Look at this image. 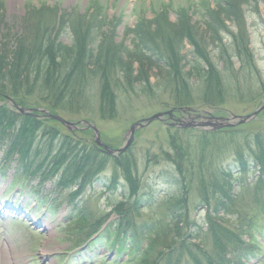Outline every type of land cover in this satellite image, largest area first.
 <instances>
[{"label":"trees","instance_id":"16d2710c","mask_svg":"<svg viewBox=\"0 0 264 264\" xmlns=\"http://www.w3.org/2000/svg\"><path fill=\"white\" fill-rule=\"evenodd\" d=\"M214 2L217 7L213 8L210 0H202L205 11L198 14L207 27V35L199 32L190 19L189 9L183 8L176 23L170 22L165 11L153 20L140 17L136 26L127 32L132 35L130 44L116 41L119 23L110 19L100 2L91 3L85 13L76 8L63 11L57 4L30 6L18 27L7 22L6 7L0 2V152L7 163H13L20 184L34 179L44 184L55 179L62 190L75 188L69 195L73 210L78 208L80 202L75 204L78 198L113 165L129 185L127 200H135L133 206L126 208L124 199L113 211L120 217L118 228H131L127 232L133 238L129 249L137 255L136 264H157L163 257L169 258L168 264H172L177 250L188 253L194 264H205L200 255L194 254L191 242L192 231L198 241H202L204 233L192 229L197 222H191L188 215L186 224L179 217L174 219L166 214L138 220L135 212L141 203L139 162L132 148L117 157L110 156L94 143L93 132L88 128L68 132L61 123L40 112L19 113L8 100L13 99L21 107L45 108L59 115L95 113L98 106L97 112L103 121L118 117L120 93L125 97L130 92L154 97L161 90L177 109L194 108L197 102L219 108L226 103L228 92L222 71L211 56L212 48L219 49L224 70L237 78L236 83H251V76L244 77L254 75L257 67L247 38L248 30L239 22L241 8L249 0ZM225 19L239 22V32L230 33ZM66 30L72 34L71 45L61 41V34ZM221 32L232 35L231 44L224 42ZM186 42L192 47L189 69L185 63L188 58L183 54ZM155 71L157 83L153 84ZM195 90L200 94L197 97H194ZM254 95L249 93L248 99H254ZM245 98L241 95L240 100ZM67 107H76L77 111ZM244 127L216 133L200 131L198 140L205 138L206 144L210 138L234 141L243 136ZM189 132L199 131L184 133ZM181 136L180 131L168 130L170 149L162 147L159 154L149 156V161L156 159V164L161 161L171 164L176 172L166 173L164 177L183 185L187 196L193 183H198L200 205L206 209L207 233L216 254L207 253L200 246L206 264H246L244 260L253 257L256 251L253 247L256 233L264 231V214H261L264 211V131L257 132L253 138L244 137L246 150L233 148L218 159L205 157L208 150L191 152L190 143ZM253 168L258 169V175L249 184L243 175L251 173ZM118 180L114 176L109 188H117ZM188 201L189 197H185L180 202L186 213ZM72 223L77 224V240L83 245L98 234L99 239L110 232L103 228L106 217H90L82 211ZM120 229L116 231L115 241L127 239L126 232ZM134 232L138 238L144 236L145 249H141L142 239L139 243L134 240ZM245 237L252 238L251 242L246 243ZM122 247L125 249V245ZM157 249L160 251L155 253Z\"/></svg>","mask_w":264,"mask_h":264},{"label":"rangeland","instance_id":"374dc122","mask_svg":"<svg viewBox=\"0 0 264 264\" xmlns=\"http://www.w3.org/2000/svg\"><path fill=\"white\" fill-rule=\"evenodd\" d=\"M210 1L212 7H217L214 0ZM0 2H3L6 7L7 22L16 27L19 26L30 6L40 7L46 4H57L63 11L76 8L80 13H84L91 3L100 2L104 5L111 20H116L119 23L116 41L126 44H130L132 38V35L127 34L128 30L134 28L140 17L153 20L158 13L165 11L168 13L170 22L176 23L179 21L178 13L185 8L189 9L190 19H193L192 23L197 25L199 32L207 35V27L203 20L196 16L205 11V8H202V0H0ZM241 9L242 15L239 22L240 26H244L248 30L247 38L255 55L256 73L245 75L244 78L251 76V83L238 81L237 84V78H234L230 71L224 70L219 49L212 48L211 56L222 71L223 82L228 92L227 100L219 108L202 106L197 102L198 105L193 108L194 115L207 111H215V115L226 117L253 114V111L264 102V0H249V3H244ZM221 18H224L223 14ZM225 20L230 33L239 32L240 29L237 25L239 22ZM221 33L224 42L231 44L232 35ZM71 35L70 31L66 30L61 34V41L65 45H71L73 42ZM191 48L190 44L186 42L183 54L188 58L185 62L188 69L192 66L190 61L193 60L189 54ZM151 81L153 84L157 83L156 71L152 74ZM191 81L194 80L191 79ZM239 86L240 89H238ZM160 92L161 90L156 92L157 97L150 94V97L138 95L139 93L136 92H130L125 97L120 93L122 97L119 102L118 117L114 120H101L97 112L98 106L94 109L96 110L95 113L74 115L70 112H64L61 116L72 122L86 121L94 124L100 131L104 143L112 146V148L114 146L123 147L127 142V132L134 123L173 109L171 98ZM249 93L255 94V98L249 97L248 99ZM199 95V91L195 90L194 97ZM241 95L247 98L241 101ZM67 109L77 111L76 107H67ZM167 121L168 116L165 117L164 121H155L139 129L131 146L139 162L137 177L140 180L139 198H141V203L135 212L136 217L139 221H146L154 215L166 214L174 217V219L179 217L186 224V216L188 215L191 222H197V225L193 226L192 229L204 233L203 236L205 237L202 241H198L194 237L195 232L192 231L194 235L191 242L194 244L192 245L194 254L200 255L206 264L200 248L202 247V250L204 248L207 253L215 256L216 254L214 253L213 240L207 233L204 220L206 209L203 210L200 205L198 183H193L190 187V194L187 196L186 190H184L186 188L183 185L172 183V180H167L164 177L166 173L171 175L176 172L175 168L164 161L158 164H156V159L149 161V156L153 158L159 154L162 147L170 149L167 142L169 129L171 133L180 131L181 139L190 143L191 152L196 150V153L198 151V153H203L208 150L205 157L218 159V157L224 156V152L233 148L246 150L243 143L244 137L253 138L257 132L264 131V117L252 119V121L244 124L243 136L236 137L234 141H231V138L222 140L210 138L207 144L205 138L198 140L199 132L186 134L184 130L168 127ZM55 153L56 151L52 155ZM4 159V155L0 152V264H136L135 257L137 255L130 252L129 249L133 238L127 232L131 228H118L120 217L113 211L124 199L127 200L130 189L122 173L119 170L115 171L113 165L101 174L99 181L95 182L78 198L75 203L80 202L78 208L75 207L73 210L74 206L70 204L69 195L72 190H76L75 188L62 190L57 186L55 179L48 180L44 184H40V180L34 179L33 182L25 183L22 187L18 184L15 185L14 166L12 163L6 164ZM216 159L210 158L209 160L216 162ZM257 175L258 169L253 168L251 173L243 175V178L247 183L252 184ZM114 176L119 179L118 186L117 188H109ZM185 197H189L187 213L183 210V204L180 203L181 199H185ZM134 201L127 200L126 208L133 206ZM247 203L246 205H249L248 201ZM179 206L182 208L180 209ZM81 211L83 215L90 217H106L107 223L103 228L110 229L108 235L105 233L98 239V234L87 244L79 243L77 224H71V222ZM261 214H264L263 210ZM183 227L185 228V225ZM116 228L122 230V233L126 232L127 239L121 238L119 241H115L116 231H118ZM112 234L113 238L110 239ZM134 235L136 236L134 240H137L138 243L141 239L143 241L144 236L138 238L136 232ZM251 239L245 237L244 241L250 243ZM253 241V247L256 250L254 256H249L248 260L245 259L244 261L246 264H264V231L257 232ZM140 244L142 245L141 249H145L146 242L143 241ZM122 245H125V249ZM132 248L134 246H131ZM159 251L157 249L155 253ZM177 251L178 253L173 254L172 264H194V260L188 253ZM180 253V262L177 263ZM167 254L168 252H166ZM157 258L158 255H154V263ZM168 260L169 258L166 260L163 257L158 260L157 264H168Z\"/></svg>","mask_w":264,"mask_h":264},{"label":"water","instance_id":"95a60500","mask_svg":"<svg viewBox=\"0 0 264 264\" xmlns=\"http://www.w3.org/2000/svg\"><path fill=\"white\" fill-rule=\"evenodd\" d=\"M20 110H21L22 113H25V112H26L25 109H20ZM42 112L45 113V114H47V115H50L47 111H42ZM258 113H259V111L255 112V113L252 114V115H249V116H247V117H244V118L239 117V118H237L239 121H238L237 123H235V124H228V123L223 122V121H225V120H221V121H219L218 123H213V122H211V121L213 120V119L211 118V119L209 120V122H207V123H194V122H189V123H188V122H185V123H181V124H179L178 126H180V127H184V128H189V127H203V128H206V127H213L214 129H220V128L227 127V126H234V125H236V124H243V123H246V122H248V121L254 119V118L257 116ZM166 114H168V115L171 116V115H172V112L170 111V112H168V113H158V114H156V115H154V116H152V117H150V118H148V119H144V120H142L141 122H138V123L134 124V125L130 128V130H129V133H128V137H129V139H128L127 143L125 144L124 147H122V148H120V149H118V150H113V149H111L110 147L106 146V145L101 141L100 133H99V131L96 129V127H95L94 125H91V124H89V126H90V128L94 131V134H95V137H94V138H95L96 143H97L100 147L104 148V149H105L110 155H113V154L117 155V154L124 153V152H126V151L129 149V147L132 145V143H133V141H134V135H135V133L137 132L138 129H140V128H144V127L150 125V124H151L152 122H154V121H163V117H164ZM51 118H52V119H55V120H57V121H59V122H61V123L64 124L69 130L77 129V128H78V124H82V125H85V124H86V122H84V121L79 122V123L69 122V121H66L65 119L61 118L60 116H56V115H55V116L52 115ZM214 120H215V119H214Z\"/></svg>","mask_w":264,"mask_h":264},{"label":"flooded vegetation","instance_id":"af4514ba","mask_svg":"<svg viewBox=\"0 0 264 264\" xmlns=\"http://www.w3.org/2000/svg\"><path fill=\"white\" fill-rule=\"evenodd\" d=\"M180 118L184 119V118H186V115L185 114L180 115Z\"/></svg>","mask_w":264,"mask_h":264}]
</instances>
